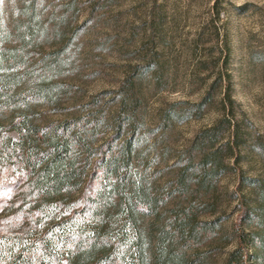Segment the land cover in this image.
Here are the masks:
<instances>
[{
  "label": "rangeland",
  "instance_id": "374dc122",
  "mask_svg": "<svg viewBox=\"0 0 264 264\" xmlns=\"http://www.w3.org/2000/svg\"><path fill=\"white\" fill-rule=\"evenodd\" d=\"M57 136L60 203L31 167ZM57 205L75 241L105 205L123 264L137 236L145 264L161 236L176 264H264V0H2L0 234Z\"/></svg>",
  "mask_w": 264,
  "mask_h": 264
},
{
  "label": "trees",
  "instance_id": "16d2710c",
  "mask_svg": "<svg viewBox=\"0 0 264 264\" xmlns=\"http://www.w3.org/2000/svg\"><path fill=\"white\" fill-rule=\"evenodd\" d=\"M60 140L61 137L57 136L56 141L51 143L53 151L49 157L39 161L42 167L37 172L35 171L38 168L37 165L33 164V161L31 162L35 175L34 184L40 189L43 201L55 198V200L58 199L57 202H63L62 199L65 200L63 187L77 184L72 183L78 178L76 166L71 162V167L65 168L68 150L66 147L59 146ZM117 158L116 156L105 159L103 162V165L106 166L105 169L113 173L116 170L114 161ZM142 196L136 190L131 197H125L122 201L123 204H127L126 214L133 222L141 204L150 208V203L141 202L145 198ZM103 207L97 211L99 212L97 214H101L99 219L101 228H94L92 234L88 237L84 236L82 241H75V234L72 233L76 231L68 230L69 223L64 219L63 213H60L58 205L51 211H46L51 219L49 233L32 234L30 230L23 229L21 233L0 234V264H123V256L120 254L121 246L119 243L117 244L110 233L106 232L108 229L106 226L110 225V222H108L109 216H103L100 211ZM56 222H60V225H54ZM135 246L136 264H145L144 248L138 236L135 239ZM165 247V238L161 236L157 240V251H155L153 264H176L174 256L167 253ZM66 253L68 254L65 255Z\"/></svg>",
  "mask_w": 264,
  "mask_h": 264
},
{
  "label": "snow or ice",
  "instance_id": "6c2138e0",
  "mask_svg": "<svg viewBox=\"0 0 264 264\" xmlns=\"http://www.w3.org/2000/svg\"><path fill=\"white\" fill-rule=\"evenodd\" d=\"M0 3H2V0H0Z\"/></svg>",
  "mask_w": 264,
  "mask_h": 264
}]
</instances>
